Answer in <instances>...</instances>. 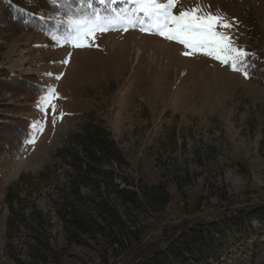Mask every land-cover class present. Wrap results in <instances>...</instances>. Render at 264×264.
<instances>
[{
    "label": "rangeland",
    "instance_id": "374dc122",
    "mask_svg": "<svg viewBox=\"0 0 264 264\" xmlns=\"http://www.w3.org/2000/svg\"><path fill=\"white\" fill-rule=\"evenodd\" d=\"M101 5L111 15L133 6L131 0ZM196 7L200 15H222L232 27L215 30L234 45L264 55V0H178L174 12ZM105 26L108 31L80 47L69 29L65 35L14 30L4 37L0 69L40 84L39 100L52 87L58 99L53 122L39 100L27 106L33 90L20 83L0 89V104L16 105L6 114L26 117L30 132L13 153L0 156V264H103L95 241L78 246L68 240L54 216L63 176L53 156L88 116L101 121L128 156L134 180L167 186L172 202L162 227L191 218L197 206L208 214L226 200L264 198V77L250 80L205 51L142 31L150 28L142 14L127 31L121 23ZM11 187L21 192L17 207L6 201ZM139 221L147 224L142 216Z\"/></svg>",
    "mask_w": 264,
    "mask_h": 264
},
{
    "label": "trees",
    "instance_id": "16d2710c",
    "mask_svg": "<svg viewBox=\"0 0 264 264\" xmlns=\"http://www.w3.org/2000/svg\"><path fill=\"white\" fill-rule=\"evenodd\" d=\"M81 3L82 0H0V63L4 37H11L14 30L65 35L68 25L62 21L77 15ZM91 5V12L111 15L104 12L101 0H91ZM248 30L252 40H256L251 22ZM247 53L249 79L260 81L264 77V55L255 49ZM10 83L33 90L35 98L27 106L35 108L42 86L0 69V89ZM15 106L0 104V118L4 119L0 132L9 133L0 134L3 157L30 136L26 117L6 114ZM53 160L60 163L63 176L54 210L62 233L78 246L86 245V239L95 241L101 247L103 264H110L111 260L113 264H264L263 197L244 202L226 200L208 214L197 206L191 218L162 227L165 211L172 202L167 186L145 183L141 178L134 180L128 156L93 116H88L79 131L66 137ZM49 168L37 179H44ZM20 180L14 185L19 186ZM20 194L11 187L6 201L17 207L22 204L17 199ZM140 216L146 225L141 224ZM152 231L159 235L150 240Z\"/></svg>",
    "mask_w": 264,
    "mask_h": 264
},
{
    "label": "snow or ice",
    "instance_id": "6c2138e0",
    "mask_svg": "<svg viewBox=\"0 0 264 264\" xmlns=\"http://www.w3.org/2000/svg\"><path fill=\"white\" fill-rule=\"evenodd\" d=\"M104 2L105 0H101V3ZM177 2L178 0H131L133 6L126 12L103 16L91 12V0H86V3L82 0L78 14L67 16L62 23L68 25L69 35L74 39L75 46L80 47L85 46L83 41L94 38L97 31H108L109 28L105 25L121 23L127 31V25H134L142 14L150 25L149 29L142 27V31L154 29L157 34L169 40L178 41L194 50L205 51L207 55L230 65L232 70L241 71L246 78H251L247 59L249 54L234 45L228 35L215 30L217 24H221L225 29L231 28L232 25L222 22L223 17L220 14L210 12L204 15L198 14L201 7L180 11L177 14L174 12ZM140 22L143 24L144 21ZM55 99H58V95L52 87L48 89V95L40 100L44 111L51 109L53 122L56 113V105L53 103Z\"/></svg>",
    "mask_w": 264,
    "mask_h": 264
}]
</instances>
